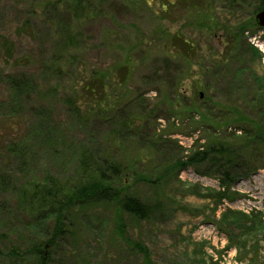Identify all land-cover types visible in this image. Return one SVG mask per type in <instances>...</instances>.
I'll return each instance as SVG.
<instances>
[{
  "label": "rangeland",
  "instance_id": "1",
  "mask_svg": "<svg viewBox=\"0 0 264 264\" xmlns=\"http://www.w3.org/2000/svg\"><path fill=\"white\" fill-rule=\"evenodd\" d=\"M239 1L88 0L75 17L67 0H0L3 249L51 230L18 204L22 188L46 175L76 183L88 149L125 165L123 192L159 206L145 219L113 204L65 212L50 264H264V141L239 142L234 124L214 130L243 147L230 179L208 162L170 164L202 149L215 121L264 116V29L255 1ZM21 74L33 87L18 94L9 83ZM100 108L108 120L96 116ZM148 111L133 137L117 139L121 121ZM152 134L162 141L151 145Z\"/></svg>",
  "mask_w": 264,
  "mask_h": 264
},
{
  "label": "trees",
  "instance_id": "2",
  "mask_svg": "<svg viewBox=\"0 0 264 264\" xmlns=\"http://www.w3.org/2000/svg\"><path fill=\"white\" fill-rule=\"evenodd\" d=\"M68 8L71 13L77 17L83 15L88 9V0H67ZM195 1V0H194ZM199 1V0H197ZM231 6L240 2L239 0H228ZM252 3V0H245ZM255 1V2H254ZM252 5V14H256L259 11H264V0H254ZM242 2V1H241ZM56 6V3H55ZM54 6V7H55ZM213 27L216 25L213 24ZM227 44H232V37L230 33L226 32L224 35ZM176 39L181 37L175 36ZM80 38L77 35H68L66 38L67 46L70 48L79 47ZM183 44L191 47L188 42L181 40ZM188 43V44H187ZM177 53V52H175ZM12 86L15 93L22 94L27 93L33 87L32 82L21 74L20 78L14 83H9ZM258 93V92H257ZM256 93V94H257ZM261 97V96H260ZM253 102V100H252ZM70 108H73V103H69ZM172 112L174 111V104L168 105ZM195 106L186 109V112L190 113ZM76 111V110H75ZM106 108H100L97 117H106ZM96 113V112H95ZM151 112H145L141 117L135 115H129L128 120H123L120 123L117 132V139L122 142L124 138L128 136H134L138 130L142 120H146L151 117ZM92 114V113H91ZM80 116V114H78ZM235 115V117H234ZM225 120V123L221 121H215L213 126L211 138L207 139V144L202 146V149H193L189 154L185 155L184 161H174L172 166L176 169L186 166H196L204 162H208L209 165H215L216 168L225 169L224 177L230 179L229 170L237 166V161L242 154V148L238 145L236 148L231 146L230 142L218 141L214 136L217 134L214 130L220 126L228 128L230 124L238 125L242 131L239 136V142H254L256 140L264 141V116L262 119H254L246 114L234 113ZM127 117V115H126ZM124 117H122L123 119ZM215 118V117H214ZM213 120V119H211ZM231 123H228V122ZM140 122V123H139ZM212 126L211 124H209ZM133 127V128H132ZM221 128V127H220ZM219 129V128H218ZM217 130V129H216ZM111 139V135L107 137ZM162 141L161 136L153 135L148 137V142L151 145ZM119 142V147H122V143ZM161 143V142H160ZM243 146V145H242ZM125 165L114 159L110 154L99 155L93 153L91 150L83 149L78 156V171L79 180L76 183H64L61 184L57 179L46 175L43 182L39 185H28V187L22 188L19 193L18 204L29 215L37 218L42 223H46L48 220L51 222V230L42 235V231L39 237H34L27 242V247L17 248V246H10L3 249L0 246V264H50L54 256V249L60 244L64 235L65 212H69L72 209H90L99 205H115L120 213H125L133 216L134 218L145 219L149 218L151 213H154L158 208L156 203H144L136 196H132L128 192H123L124 188L118 185V179L125 172ZM169 171L167 166L162 167L160 172V178H164L166 172ZM149 182V181H148ZM117 183V186H116ZM150 183V182H149ZM122 224H119V227ZM41 237V238H40ZM25 248V249H24ZM30 256L33 260L28 261L25 256Z\"/></svg>",
  "mask_w": 264,
  "mask_h": 264
},
{
  "label": "water",
  "instance_id": "3",
  "mask_svg": "<svg viewBox=\"0 0 264 264\" xmlns=\"http://www.w3.org/2000/svg\"><path fill=\"white\" fill-rule=\"evenodd\" d=\"M255 23L258 27L264 28V11H259L254 16Z\"/></svg>",
  "mask_w": 264,
  "mask_h": 264
}]
</instances>
